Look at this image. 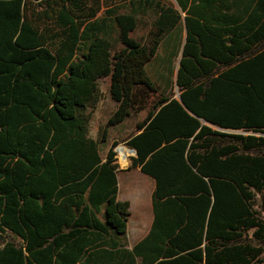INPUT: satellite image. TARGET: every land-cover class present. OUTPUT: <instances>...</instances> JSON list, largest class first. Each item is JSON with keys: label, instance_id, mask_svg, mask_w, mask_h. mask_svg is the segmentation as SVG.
Here are the masks:
<instances>
[{"label": "trees", "instance_id": "1", "mask_svg": "<svg viewBox=\"0 0 264 264\" xmlns=\"http://www.w3.org/2000/svg\"><path fill=\"white\" fill-rule=\"evenodd\" d=\"M0 264H264V0H0Z\"/></svg>", "mask_w": 264, "mask_h": 264}, {"label": "rangeland", "instance_id": "2", "mask_svg": "<svg viewBox=\"0 0 264 264\" xmlns=\"http://www.w3.org/2000/svg\"><path fill=\"white\" fill-rule=\"evenodd\" d=\"M104 100L99 106V109L94 115V120L90 127V134L92 138L97 137L99 126L109 117L116 109V104L108 97L106 87L103 86ZM139 119L132 120L126 124V127L118 131H112V138L117 140H123L128 134L131 133L135 123ZM123 148L129 151V155L123 159V155L120 149ZM118 154V162L121 170L129 168L130 157L134 156V153L126 146L120 145L115 149ZM129 173H121L118 177L120 199L133 201L132 207V219L130 220L131 228L137 230V225H145L148 223L151 216V196L154 189V182L149 177L143 175L138 170L127 171ZM142 227V226H141Z\"/></svg>", "mask_w": 264, "mask_h": 264}, {"label": "crops", "instance_id": "3", "mask_svg": "<svg viewBox=\"0 0 264 264\" xmlns=\"http://www.w3.org/2000/svg\"><path fill=\"white\" fill-rule=\"evenodd\" d=\"M121 170V169H120ZM128 171V168H126L124 171L121 170V173L125 172V173H129L127 172ZM139 171V170H138ZM120 173V174H121ZM119 174V175H120ZM154 190V189H153ZM119 200L121 201H127L130 203L131 205V214H132V207H133V201H130V200H122L120 199V189H119ZM131 219H132V216H131ZM130 219V220H131ZM152 221H153V211H152V196H151V216L149 218V221L147 224L145 225H140L138 224L137 225V230H134L131 228V225L129 223V226H128V232H129V248L131 249L135 244H137L139 241H141L146 235L147 233L149 232L150 228H151V225H152ZM142 226V227H141Z\"/></svg>", "mask_w": 264, "mask_h": 264}, {"label": "bare ground", "instance_id": "4", "mask_svg": "<svg viewBox=\"0 0 264 264\" xmlns=\"http://www.w3.org/2000/svg\"><path fill=\"white\" fill-rule=\"evenodd\" d=\"M120 152H121L122 155H123V159L129 155V151H127V150H125V149H123V148L120 149Z\"/></svg>", "mask_w": 264, "mask_h": 264}, {"label": "water", "instance_id": "5", "mask_svg": "<svg viewBox=\"0 0 264 264\" xmlns=\"http://www.w3.org/2000/svg\"><path fill=\"white\" fill-rule=\"evenodd\" d=\"M133 152V151H132ZM134 153V152H133Z\"/></svg>", "mask_w": 264, "mask_h": 264}]
</instances>
